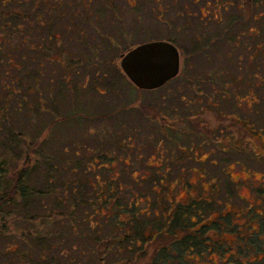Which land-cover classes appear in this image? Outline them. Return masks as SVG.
<instances>
[{"label": "rangeland", "instance_id": "obj_1", "mask_svg": "<svg viewBox=\"0 0 264 264\" xmlns=\"http://www.w3.org/2000/svg\"><path fill=\"white\" fill-rule=\"evenodd\" d=\"M97 8L94 4L87 8L89 16L86 21L89 20L90 23L85 24L83 17L87 14L86 8L73 6L71 13L75 17L71 19L73 22L71 30H68L58 27L59 22H65L66 17L65 15L60 17L61 12L57 8L55 12H49L48 7L34 6L33 0H25L20 4L15 0L2 4L0 0V25L3 24V29L0 30V104L7 102L16 103L18 106L17 108L11 106L10 110L5 112L0 111V159L7 161L9 175L33 166L36 155L31 154L27 144L45 140L44 136L48 134L41 129V124L44 128L50 123L49 120H52L48 110L52 111L51 95L53 98V89L56 86V81L51 82V78L56 76L53 72V63L44 60V53H53L51 52L53 44H48L44 52H40L37 49V42L40 37H43L46 43L55 40L51 31V27L53 29L54 26L53 32H67V36L71 37V40L64 37L63 41H70L69 48L75 52L74 56L72 51V57L82 55L84 47V40L75 29L83 30V34L86 33V39L84 35L86 46L88 44L93 47H111L108 39L100 40V37L101 33L106 31L114 38L115 20L109 22L113 12L106 7L99 14ZM63 10L65 9L62 8ZM40 17L47 20L43 26L37 23ZM127 26L129 27V24ZM98 32L101 33L97 34ZM6 38L9 41H5L7 44L4 46L5 42L1 43V40ZM112 44L115 43L112 41ZM42 61L44 63L40 66ZM73 65L75 67L77 64H72V67ZM61 71L59 70L58 73ZM77 71L78 74L73 69H69L68 74H71L73 80L69 83L72 86L65 89L64 93L67 95L69 92V96L58 102L59 110L56 113L59 116L69 114L71 109L68 107V100L72 104L79 95L76 104L86 113V118L85 115L82 117L84 123L76 119L64 124L60 123L58 135H53L52 132L48 135L49 137L52 135L51 138L41 142L39 147L42 150H49L51 154L53 146L56 151L53 153L59 156L54 160L49 155L47 161L56 167L54 177L58 180L74 182V176L78 171V175L86 173L83 166L75 170L69 165L58 164L61 162L60 156L75 164L76 156L73 150H79L78 158H83L86 154L87 164L99 165L97 166L100 168L95 170L98 180L113 177L110 180H119L118 182L121 183V189L117 192V203L120 206H112L111 211H100L103 217L98 219L101 228L99 236L106 237L111 228L104 219L111 218L112 212H118L120 220L133 219L127 226L131 228L129 231L132 242L124 240L119 248L120 252H116L111 257L106 254L104 264H114L123 257L130 260L131 264H264V175H262L264 168L259 166L261 158L264 160V148L259 150L253 146L248 152L250 157L248 159L246 157L243 166H228L221 161L219 164H211L209 161L212 158L227 159L234 156L217 150L207 161L202 162L200 160L203 158L202 153L209 150V145L199 147L196 135L188 139L182 135L181 130L168 129L161 123L163 122L161 117H165L169 124L179 117L181 105L179 77L166 86L153 90H136L129 82H114L113 93L112 82H107L99 75L102 80L100 83L104 86L101 88L106 92L104 95H98L97 92L90 91V85L82 90L76 87L77 84L85 83L84 68L79 67ZM97 71L101 74L104 71L110 75L114 73L107 65L100 66ZM93 72V69L87 70L89 75ZM64 83L67 86L66 82ZM12 91L19 94L15 98H8V96L13 97ZM173 107L176 109L175 112ZM169 112L171 114L167 116ZM35 113L39 114L41 123ZM12 126L15 132L10 134L9 130ZM54 137L55 145L52 140ZM119 143L129 148L121 147ZM103 153L112 157V160L109 162L105 158H98L93 161L94 157ZM236 158H242V155L236 154ZM112 162V165H107ZM39 173L42 174V169ZM58 180L56 181L57 196V189L60 186ZM27 181L29 182L24 181L26 188L28 185L35 189L39 188L37 181H40V178L38 179L37 176L31 174ZM75 185V183L67 185L66 194H72ZM17 198L18 196L15 202H18ZM195 201L193 212L187 215L188 221H184L188 231L174 237L167 230L166 245L160 244L156 249L151 245L144 255H133L137 249H140L135 245L137 238L141 241L144 234H151V229L157 227L156 224L165 226L160 222L161 219L165 220V213H169L176 205L191 206L190 203ZM20 202L21 200L15 204L19 205ZM134 202L136 207L134 209L131 207L132 214H126V209ZM10 205L6 204L2 207L3 218L6 217L9 209L12 210ZM33 207L34 204H28L25 208L23 206L21 213L24 220L21 225L17 224L16 219L0 220V225L3 223L6 225V232H3L0 226V249L10 245L7 247L12 251L9 253L10 256L14 255L13 252L26 251L23 253L24 260L29 259L30 262L40 261V258L35 248L31 249L27 246L26 236L22 238L20 236L25 235L27 231L32 234L36 232V223H28L26 218L27 215L33 216L39 212ZM117 207L121 209H116ZM181 211H184L183 208ZM192 214L197 215L196 218ZM97 217L98 215H94L93 219ZM190 220H197V223L190 224ZM140 224L144 225L141 228H146L144 232L139 228ZM199 225L202 227L196 230L199 229L197 228ZM57 226L53 224L50 228L56 229ZM37 228L43 233L44 228L41 223H38ZM95 229L97 227L89 230L86 226L79 232H82L80 238L68 240L73 247L86 244L88 254L82 253L86 255V264H96L98 261L97 255L91 252L96 244L92 239L97 234V231H93ZM161 235L165 233L153 232L150 236ZM184 236L191 238L190 241L188 240L189 245L185 249H182V246L176 247L175 240ZM38 249H40L39 245ZM27 250L32 253L29 257ZM62 262L73 264L69 261Z\"/></svg>", "mask_w": 264, "mask_h": 264}, {"label": "flooded vegetation", "instance_id": "obj_2", "mask_svg": "<svg viewBox=\"0 0 264 264\" xmlns=\"http://www.w3.org/2000/svg\"><path fill=\"white\" fill-rule=\"evenodd\" d=\"M12 1L1 0L2 4ZM15 1L20 4L25 0ZM91 4L98 7L99 14L106 7L113 12L109 22L115 20V39L109 32L97 33H101L100 40L108 39L111 47L86 46V33L75 29L84 40L83 53L75 58V52L69 48L70 41H63L64 37L67 40L71 37L67 32H53L54 26L51 31L55 40L46 43L40 37L37 42L40 52H44L48 44H53V53L45 52L44 60L54 66L56 78H51V82L56 81L53 99L57 106L69 96V92L64 93L72 86L69 82H73L69 69L78 74L79 67L85 71V83L75 85L81 90L90 85L91 92L104 95L106 91L101 88L103 84L99 75L112 82L113 93L114 82H129L136 90H142L123 72L122 59L132 52L133 60L138 64L148 55L151 43H166L178 53V73L162 86L179 77L181 105L175 122L169 124L165 117H161V123L168 129L181 130L188 139L196 135L199 147L209 145V150L202 153V162L217 150L234 156L212 158L211 164L221 161L228 166H243L253 146L264 148V0H33L34 6L48 7L49 12H55L57 8L60 17L65 15L67 21H60L58 27L68 30H71V19L75 17L71 13L72 7L86 8L87 14L83 17L86 24L90 23L86 18ZM46 21L40 17L37 23L43 26ZM43 63L40 62V66ZM72 64L77 65L72 67ZM102 65L109 66L113 75L98 72ZM88 69L94 70L92 75L87 73ZM59 70L62 71L58 73ZM173 109L175 112V107ZM82 114L86 118V113L82 111ZM236 154L242 158H236ZM259 166L264 168L263 158ZM186 226L168 224L164 227H178L174 231V237H177ZM201 227L197 226L199 229L196 230Z\"/></svg>", "mask_w": 264, "mask_h": 264}, {"label": "trees", "instance_id": "obj_3", "mask_svg": "<svg viewBox=\"0 0 264 264\" xmlns=\"http://www.w3.org/2000/svg\"><path fill=\"white\" fill-rule=\"evenodd\" d=\"M3 24L0 25V30L3 29ZM8 42L9 39H2L1 43ZM4 46H6V43ZM1 46V45H0ZM13 97L8 96V98H15L17 97L18 92H11ZM70 101V100H69ZM49 102V101H48ZM51 110L49 111V115H52V120H49L50 123H48L47 126L43 128L42 130L47 133L48 135H58L59 125L66 123L67 121L76 119L80 122L84 123V119L82 118V109L81 107H78V104H76L73 101V103L68 104L69 109H71L69 114H66L64 116H59L56 112L59 110L58 106L55 104V100L52 98L51 95ZM11 106L14 108H17L16 103H4L2 102L0 104V111L5 112L7 110H10ZM72 106V107H70ZM22 107H20L21 109ZM35 109H38L37 107H34ZM68 109V108H67ZM81 109V110H80ZM38 111V110H37ZM36 112V110H35ZM52 112V113H51ZM37 118L39 117L38 113H35ZM55 116V117H54ZM58 116V117H56ZM11 119V118H10ZM39 123L40 117L38 118ZM10 134L14 133L15 130L12 128L9 130ZM48 135L44 136L45 140L41 142H45L47 139H50ZM53 142L56 141L55 137L52 139ZM58 140V139H57ZM129 140V139H128ZM41 142H30L29 145L27 144V147L29 150H31L32 155H36L35 162L31 168H23L22 171L15 172L14 175H9L8 168L6 165V160L0 159V220L3 219L5 221L11 220L14 221L17 220V224H22L24 220V216L21 213L24 208L27 207V205L34 204L33 209L35 208L39 212L35 213L33 216L27 215V222L28 223H36V232L35 234H32L30 231L22 235L26 236L27 238V246H30L31 249L35 248L37 256L40 258V261L30 262L29 259L24 260L25 256L23 255V251H17L13 252L16 256H10L12 251H10L7 247H10V245H6L3 247V249H0V264H64L62 261H66V263L69 261L70 263L73 262V264H86V255L88 254V250H86V244L83 246L79 245L78 247H73V245L68 242L69 239L76 240L77 238H80L79 233L81 229L86 228V226L89 227V230L94 229L97 227V229L93 231H97V234L94 239L95 241V248L92 253H95L97 255V263L96 264H104L105 255L113 256L116 254V252H120L119 248L122 246V243L124 240H131V228L127 227L129 226L133 219L130 220H120L118 212H112L111 218L104 219V222H108L110 224V229L108 232V235L106 237L99 236L100 232V224L99 218L103 217V215L100 213L101 210L105 211H111V207L113 206H120L117 203V192L121 189V183L118 182L119 180L112 181L113 177L106 178L104 180H98V174L96 173V169H99V165L96 163H88L86 162V154H84L83 158L79 157V150H73L75 152L74 156L76 158L74 159L75 164H71L69 160L65 159L63 156H60L61 162L58 164L61 165H69L71 167H74V169H80L81 166L85 168L84 175H78V172L74 176V182H68L67 180H58L56 177H54L55 169L56 167L53 164H50L49 158L51 155L52 159L57 160L59 156L57 154H54L53 152H56L52 146V151L50 154L49 150H42L40 149L39 145ZM108 143V142H107ZM114 143V141H113ZM110 143V144H113ZM56 142H54V145ZM121 147H126L127 149L129 147L125 146L122 143H119ZM128 144V143H127ZM35 148H34V147ZM79 149L78 147H76ZM122 148L124 151L126 149ZM1 150V149H0ZM10 150V149H8ZM86 151V149H85ZM67 152V151H64ZM63 157V158H62ZM98 158L102 159L105 158L107 161H111L112 157L106 156L104 153L99 154V156L94 157V160H97ZM125 160V159H124ZM63 161V162H62ZM85 161V162H83ZM125 163V162H124ZM107 164V165H112ZM127 164V163H125ZM98 165V166H97ZM102 167V166H101ZM28 168V169H27ZM42 169V174L39 173V170ZM33 174V176H37V178H40L39 185L37 189L34 187H30L28 185V188H26V185H24L25 182H29V177ZM35 174V175H34ZM36 178V177H35ZM54 178L56 180L54 181ZM58 180L60 186L57 189L58 190V196L56 195V181ZM108 181V182H106ZM32 182V181H31ZM75 183L76 185L73 187L72 194L68 195L66 194V186L69 184ZM78 184V185H77ZM100 185V187H99ZM96 187H99L98 190H95ZM18 196V202L21 200L20 204H15L18 202H15V198ZM6 204L10 205L12 207V210H8L6 217H2V207L6 206ZM192 204V205H191ZM196 204L195 202L190 203L191 206L188 205H176L169 213H165V220L161 219L160 222H163L165 225L171 224H186L184 221H188L187 215L189 213L193 212V207ZM55 207H58L59 209H56ZM136 207L135 202L132 204L130 203V206L126 209V214H132V208ZM183 208V212L181 209ZM116 209H121L120 207H117ZM29 211V210H28ZM17 215V216H15ZM82 213V214H80ZM147 213V212H146ZM145 213V214H146ZM148 214V213H147ZM197 215H199L196 212ZM94 215H98L97 219H93ZM195 216V214H192ZM147 216V215H146ZM162 216V214H161ZM204 216V215H203ZM190 216H188L189 218ZM162 218V217H161ZM7 219V220H6ZM185 219V220H184ZM204 220V218H203ZM129 222V223H128ZM190 224L197 223V220H190ZM38 223L42 224L43 233L40 231L38 227ZM128 223V224H127ZM57 224V228H50L51 225ZM127 224V225H126ZM141 225V224H140ZM3 232H6V225L3 223L2 225ZM151 230V234L154 232L163 234L159 237L156 236H150L145 235L142 237L141 241L137 238L135 241V245L137 246V249L134 252V256L137 254L144 255V252L147 251V249L153 245V248L156 249L160 244L166 245L168 240V233L167 230L174 235V231L178 227H163L161 224H156ZM49 227V228H48ZM144 225H141L139 228L145 231ZM48 228V229H47ZM150 228H147L149 230ZM29 230V229H28ZM39 230V231H38ZM130 230V231H129ZM182 230V228H181ZM189 229L186 227L182 230V232H186ZM133 231V230H132ZM24 232V231H23ZM148 236V237H147ZM176 236V235H174ZM191 238H188V236H184L181 238H177L174 242L176 244V247H181L182 249H185L189 243ZM132 242V240H131ZM43 243L45 246H43ZM134 244V243H133ZM38 245L40 246V249H38ZM22 246V245H21ZM115 249L117 251H115ZM86 253V255H83L82 253ZM9 254V255H8ZM28 257L31 256V252H28ZM71 255V256H70ZM181 257V255H179ZM114 264H131L130 260L127 258H119L116 263ZM239 264V263H234Z\"/></svg>", "mask_w": 264, "mask_h": 264}, {"label": "water", "instance_id": "obj_4", "mask_svg": "<svg viewBox=\"0 0 264 264\" xmlns=\"http://www.w3.org/2000/svg\"><path fill=\"white\" fill-rule=\"evenodd\" d=\"M129 52L121 61L125 75L139 89L151 90L162 86L178 73V53L166 43L154 42L148 47V55L140 63Z\"/></svg>", "mask_w": 264, "mask_h": 264}]
</instances>
